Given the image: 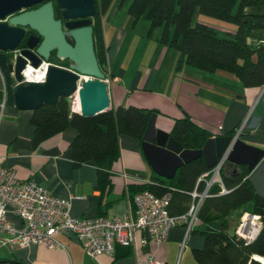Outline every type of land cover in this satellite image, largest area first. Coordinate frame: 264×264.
<instances>
[{
	"label": "crops",
	"instance_id": "1",
	"mask_svg": "<svg viewBox=\"0 0 264 264\" xmlns=\"http://www.w3.org/2000/svg\"><path fill=\"white\" fill-rule=\"evenodd\" d=\"M110 9L109 6L104 14L113 19L116 10L110 12ZM257 12L264 13V9ZM137 22L132 21V31ZM145 24L146 28L149 24ZM102 29L107 46L105 71L110 108L133 105L154 110L149 127L152 131L159 129L170 133L176 118L183 117L211 130L215 133L213 137L228 135L230 131L237 134L241 127L238 137L264 151V85L244 87L233 73L224 70L208 72L186 65L178 68L181 58L178 50L157 40L162 28L156 30L155 37L154 30L151 37L144 39L141 35L138 42L135 32L131 31V47L124 55L121 50L125 33L121 32L120 25L111 21L105 27L103 24ZM222 30L234 31L235 27ZM248 40L252 44L264 43V29H254ZM4 82L0 72V155L4 156L3 164L12 168L20 179L33 178L53 196L69 198L73 216L121 218L132 203L129 184L151 182L152 177L159 176L150 168L137 139L122 134L118 141V161L109 171L111 186L103 190L98 183L94 161L75 166L71 159L69 144L76 137V128L68 127L44 140L37 148L33 147L35 127L30 121L33 112L2 105ZM239 166L225 163L226 175L237 171ZM238 213L232 212L233 219L228 228L231 233L241 219ZM6 214L14 226H23L22 219L13 214L11 206L6 208ZM204 226L198 219L188 235L186 226L172 227L167 241L160 245L148 241L137 254L117 260H114L115 254L91 259L73 234L56 233L55 237L64 247L52 250L43 245H28L10 249L0 245V264H138V260L147 255H153L164 264H199L193 251L204 245L201 233ZM143 236L149 234L143 231L138 238ZM256 258L264 264V257Z\"/></svg>",
	"mask_w": 264,
	"mask_h": 264
},
{
	"label": "trees",
	"instance_id": "2",
	"mask_svg": "<svg viewBox=\"0 0 264 264\" xmlns=\"http://www.w3.org/2000/svg\"><path fill=\"white\" fill-rule=\"evenodd\" d=\"M110 3L112 0H95L97 14L93 17L95 55L104 72L107 46L104 44L101 18ZM258 4L264 5V0H131L128 11L136 22L140 18L149 20L150 36L155 28H162L157 40L178 50L181 56L178 68L186 65L208 72L228 71L249 88L264 85V43L252 44L248 40L254 29H264V13H244L245 7ZM197 11L232 23L235 30H220L203 22L194 23ZM24 43L19 47H24ZM51 60L55 61L54 58ZM70 105V98L60 96L57 102L44 103L32 110L30 121L35 127L32 145L37 148L44 140L66 128H76V137L69 144L71 159L75 166L94 161L99 174L98 183L104 190L111 186L109 171L119 158L120 135L131 136L141 143L154 110L128 105L109 107L94 116H81L72 111ZM227 134L234 135L235 131ZM170 135L184 148L201 150L205 141L215 133L199 126L191 118L183 117L176 118ZM224 168L223 165L220 177L227 192L220 193L222 187L213 185L201 202L197 217L205 225L201 232L204 245L195 249L193 256L199 264H263L254 256L264 257V197L254 191L248 179V167L239 166L237 171L227 175ZM211 169L202 157L194 159L179 167L170 180L156 176L151 182L129 184V197L133 200V195L143 190H150L158 196L168 193L169 212L173 215L184 213L192 201L190 192L195 188L197 178ZM204 187L202 182L198 190ZM234 211H238L240 217L246 211L260 216L261 231L251 243L241 240L235 231L231 233L228 230ZM115 248L114 260L134 254L130 246L116 245Z\"/></svg>",
	"mask_w": 264,
	"mask_h": 264
},
{
	"label": "water",
	"instance_id": "3",
	"mask_svg": "<svg viewBox=\"0 0 264 264\" xmlns=\"http://www.w3.org/2000/svg\"><path fill=\"white\" fill-rule=\"evenodd\" d=\"M43 1H46L45 3ZM33 9H25L40 4ZM53 0H0V72L4 77V101L19 109H36L55 103L60 96L76 94L73 111L94 116L109 108L106 72L99 66L93 44L92 17L97 14L95 0H56L65 22L55 19ZM27 31L34 33L26 34ZM26 35V36H25ZM73 39L70 44L67 37ZM25 41L24 47H19ZM18 50L16 53L15 51ZM55 52L53 55L52 53ZM70 61L68 67L52 65L46 81L24 82L22 69L28 62L37 67L41 59ZM53 61V60H52ZM88 76L80 79V75ZM140 143L150 168L163 179H172L183 164L202 157L208 168L224 158L226 163L248 167V179L257 195L264 197V151L234 135L208 138L200 149L184 148L168 132L149 130ZM255 260H259L254 256ZM261 261V260H259Z\"/></svg>",
	"mask_w": 264,
	"mask_h": 264
},
{
	"label": "built area",
	"instance_id": "4",
	"mask_svg": "<svg viewBox=\"0 0 264 264\" xmlns=\"http://www.w3.org/2000/svg\"><path fill=\"white\" fill-rule=\"evenodd\" d=\"M16 53L18 50L15 51ZM35 67L30 62L21 71L24 82L46 81L47 70L52 65H58L51 60H40ZM32 68V74L26 70ZM88 76L80 75V79ZM106 84L108 78L104 79ZM70 109L73 111L76 105V94L69 96ZM4 101V100H3ZM5 101L2 105H5ZM241 127L238 134L241 133ZM228 150L223 154L224 158L217 162L205 175L197 178V186L190 194L193 197L189 209L181 214L173 215L169 212L168 202L170 195L166 193L158 196L150 190L137 192L133 196L131 207L123 217H76L70 212L71 200L53 196L46 188H43L35 179H20L12 168L3 164L4 156L0 155V245L10 249L28 245H43L47 248L64 247L63 243L55 237L56 233L73 234L88 257L95 258L99 255H113L116 245L130 246L134 255L148 241L156 245L167 241L168 232L172 227L186 226L188 235L198 220L201 202L209 195L211 186H221L220 193L227 192L221 170L226 163ZM204 182L205 187L199 191V185ZM12 207L13 214L22 219L23 226H14L8 219L6 208ZM262 221L260 216L249 211L241 215V219L235 228L236 234L247 243H251L258 237L261 231ZM146 231L148 237L138 236ZM138 264H164L153 255H147L138 260Z\"/></svg>",
	"mask_w": 264,
	"mask_h": 264
},
{
	"label": "rangeland",
	"instance_id": "5",
	"mask_svg": "<svg viewBox=\"0 0 264 264\" xmlns=\"http://www.w3.org/2000/svg\"><path fill=\"white\" fill-rule=\"evenodd\" d=\"M122 2V0H112V3L110 4V12H112L113 10H116L115 15H113V19H110V17L108 16V14H104L102 16V21L104 24V27L108 24H111V21L113 24H117L120 25V29H122L123 34L125 33L124 36V40L120 43L122 44V50H121V54L124 55L126 52L129 53V48L131 47L130 43L132 40V33L135 32L136 36H137V42L141 39V35L145 38H148L149 34H147V29L150 26V22L147 19H138V22L136 23L135 27L133 28L134 30L132 31V17L131 14L128 11V5L131 2V0H127L124 3H120ZM264 5H251V6H247L245 7V11L247 13L250 14H256L259 13L257 12V10L259 9H264L263 8ZM116 8V9H114ZM194 23L196 22H203L206 23L212 27H215L217 29H226V28H233L234 24L229 23L227 21L221 20L217 17H213L211 15H206V14H202L199 13V11L195 12L194 14ZM111 20V21H110ZM149 24L146 28V24ZM161 28H155L154 32L155 34L153 35L155 37L156 35V30H160ZM113 31V29L111 30V32ZM132 31V33H131ZM134 37V35H133ZM140 37V38H139ZM151 37V36H149ZM121 39V38H120ZM120 41V40H119ZM231 229V228H230ZM234 228H232L231 230H233ZM234 231V230H233ZM203 247V246H202Z\"/></svg>",
	"mask_w": 264,
	"mask_h": 264
},
{
	"label": "flooded vegetation",
	"instance_id": "6",
	"mask_svg": "<svg viewBox=\"0 0 264 264\" xmlns=\"http://www.w3.org/2000/svg\"><path fill=\"white\" fill-rule=\"evenodd\" d=\"M54 1V11H55V19H61V23H63V28H64V30H67L66 29V27H65V22L67 21V20H65V19H63L62 18V10L61 9H59L57 6H56V0H53ZM44 3L46 2V1H43ZM43 2L40 4V5H42L43 4ZM38 7V6H37ZM26 10H27V8H25ZM92 22H93V17H92ZM94 23V22H93ZM30 33H34L35 34V32H33V31H27L26 32V34L28 35V34H30ZM26 36V35H25ZM67 39H68V41H69V43L70 44H73V39L71 38V36L70 37H67ZM53 55L55 54V52H53L52 53ZM52 61V60H51ZM55 62V61H54ZM55 63H57V64H59L60 66H62V67H68V65H69V63H70V61H68V60H63V61H61V62H59V61H56Z\"/></svg>",
	"mask_w": 264,
	"mask_h": 264
},
{
	"label": "bare ground",
	"instance_id": "7",
	"mask_svg": "<svg viewBox=\"0 0 264 264\" xmlns=\"http://www.w3.org/2000/svg\"><path fill=\"white\" fill-rule=\"evenodd\" d=\"M26 73L29 74V75H31L32 74V68L26 70Z\"/></svg>",
	"mask_w": 264,
	"mask_h": 264
}]
</instances>
